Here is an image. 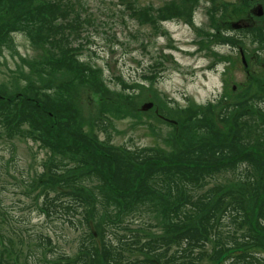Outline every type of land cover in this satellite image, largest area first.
<instances>
[{"label":"trees","instance_id":"obj_1","mask_svg":"<svg viewBox=\"0 0 264 264\" xmlns=\"http://www.w3.org/2000/svg\"><path fill=\"white\" fill-rule=\"evenodd\" d=\"M86 6V0H0V43L11 45L13 32L24 31L43 52L29 62L41 72L38 81L0 89V139L27 136L48 150L42 174L30 184L33 191L43 188L36 206L81 233L75 253L50 257L52 263L218 264L228 253L231 264H255L254 251H264V99L255 95L260 101L253 104L244 91L237 102L218 101L219 112L212 104L177 110L173 151L101 138L94 126L104 131L109 114L99 108L86 130L74 100L79 87L99 101L108 90L101 70L78 56L88 26H97L82 16ZM118 97L124 103L130 96ZM119 110L116 116H124ZM227 171L239 176L236 185L205 187ZM9 242L0 230V264H20L4 252ZM36 258L26 264H39Z\"/></svg>","mask_w":264,"mask_h":264},{"label":"rangeland","instance_id":"obj_2","mask_svg":"<svg viewBox=\"0 0 264 264\" xmlns=\"http://www.w3.org/2000/svg\"><path fill=\"white\" fill-rule=\"evenodd\" d=\"M86 5L82 16H90L97 26H88V41L78 56L101 70L103 88L108 90L103 92L105 101H99L97 94L79 87L74 100L86 130L98 117L99 108L109 114L107 131L94 126L101 138L131 148L156 146L173 151L181 125L177 110L212 104L219 112L218 101L237 102L244 91L253 104L264 97V52L259 54V45L244 38L242 28L233 27L259 22L264 0H86ZM169 7L173 8L170 12ZM224 34L237 37L228 44ZM12 35L11 45L0 43L3 90L20 89L27 80L38 81L41 73L29 62L43 59L42 50L24 31ZM119 92L130 97L123 103ZM149 102L152 107L144 108ZM161 107L171 110L168 115L172 119L161 115ZM119 109L125 110L124 116H116ZM13 140L0 139V230L10 237L4 252L17 256L20 264L28 259L37 263V255L39 264L45 257L49 258L46 264H53L50 257L75 253L81 233L57 216L47 217L36 206L43 188L33 191L30 184L42 174L48 150L27 136ZM239 181L236 172L227 171L210 179L205 187ZM40 235L50 237L52 243L43 244ZM254 253L255 264H264V251ZM226 258L218 264L234 261Z\"/></svg>","mask_w":264,"mask_h":264},{"label":"flooded vegetation","instance_id":"obj_3","mask_svg":"<svg viewBox=\"0 0 264 264\" xmlns=\"http://www.w3.org/2000/svg\"><path fill=\"white\" fill-rule=\"evenodd\" d=\"M233 27H238V29H241L242 31L245 32L244 38L250 41V43L256 42L259 45V50L257 52L260 54L261 52H264V12L262 13L261 20L257 23H248V25L245 26H239L238 24H234ZM236 30V29H235ZM239 30V31H241ZM237 36H228V38L234 42L235 38ZM230 44V43H228ZM232 45V44H231ZM257 52H255L257 55ZM264 99V97H262ZM264 106V102H263Z\"/></svg>","mask_w":264,"mask_h":264},{"label":"water","instance_id":"obj_4","mask_svg":"<svg viewBox=\"0 0 264 264\" xmlns=\"http://www.w3.org/2000/svg\"><path fill=\"white\" fill-rule=\"evenodd\" d=\"M152 105L153 104L151 102L146 103V105H144V108H150V107H152ZM227 255H228V253L224 254V256L220 260H222L223 258H225ZM220 260L218 261V263L220 262Z\"/></svg>","mask_w":264,"mask_h":264}]
</instances>
